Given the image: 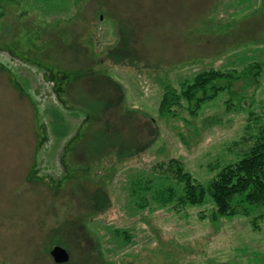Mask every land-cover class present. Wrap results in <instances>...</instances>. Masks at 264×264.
I'll use <instances>...</instances> for the list:
<instances>
[{"label": "rangeland", "instance_id": "374dc122", "mask_svg": "<svg viewBox=\"0 0 264 264\" xmlns=\"http://www.w3.org/2000/svg\"><path fill=\"white\" fill-rule=\"evenodd\" d=\"M256 61L264 0H0V264H264V207L212 223L161 172L205 184L264 137V70L250 109L158 112L164 84Z\"/></svg>", "mask_w": 264, "mask_h": 264}, {"label": "trees", "instance_id": "16d2710c", "mask_svg": "<svg viewBox=\"0 0 264 264\" xmlns=\"http://www.w3.org/2000/svg\"><path fill=\"white\" fill-rule=\"evenodd\" d=\"M264 70V62L247 63L240 70H204L189 80H185L179 89L164 84L163 93L158 105L162 117L179 116V111L196 116L204 103L214 99L219 93L228 94L226 108L233 110L250 109L244 106L245 94L249 87L253 89L249 98H254L258 78ZM239 83L240 90L234 89ZM161 172L175 179L181 186L177 197L178 206L202 205L208 197L213 208L209 216L212 223L222 217H231L242 213L249 215L244 205L264 207V137L260 136L249 150L237 161L223 166L207 183L203 184L185 171L177 159H169L161 164ZM264 216V211L253 220ZM202 218L203 215L201 216Z\"/></svg>", "mask_w": 264, "mask_h": 264}, {"label": "water", "instance_id": "95a60500", "mask_svg": "<svg viewBox=\"0 0 264 264\" xmlns=\"http://www.w3.org/2000/svg\"><path fill=\"white\" fill-rule=\"evenodd\" d=\"M49 254L56 264L65 263L69 259V255L66 250L58 245L53 246Z\"/></svg>", "mask_w": 264, "mask_h": 264}]
</instances>
